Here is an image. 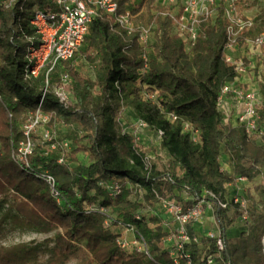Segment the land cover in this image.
<instances>
[{"label": "trees", "instance_id": "obj_1", "mask_svg": "<svg viewBox=\"0 0 264 264\" xmlns=\"http://www.w3.org/2000/svg\"><path fill=\"white\" fill-rule=\"evenodd\" d=\"M9 1L0 0V231L7 223L22 231L54 232L45 241L53 244L46 264H66L72 259L81 264H207L209 255H215L217 264H264V217L261 233H249L232 243L227 237V211L215 203L213 215L223 249L219 250L216 239L199 235L188 224L191 241L175 262L164 244L167 235L159 220L139 214L161 200L175 198V192H187L193 198L176 197L184 212L201 195L215 202L205 193L222 195L238 177L252 182L264 170V134L248 137L242 128L226 124L217 108L221 87L235 76L224 58L229 23L223 10L201 24L194 47L186 51L183 41L171 33L170 22L148 1L137 20L155 25L146 68L138 31L128 34L111 16L100 14L89 25L80 50L71 59L60 61L51 75L52 82L67 75L66 89L74 102L65 108L52 93H45L39 107L50 120L68 121L83 135L75 136L76 147L68 154L61 149L41 151L36 145L26 168L12 155L24 140L21 127L27 113L38 108L44 77L41 73L35 79H24L26 37L34 34L29 24L31 12L21 11L23 0ZM127 8L136 13L141 5L119 0V12ZM79 53L96 65L95 79L83 77L73 66ZM123 99L129 100L136 120L147 124V132L156 137L159 131L163 133L157 138L158 147L178 173L159 171L154 163L147 172L144 143L133 132L117 131L109 101ZM171 113L178 117L176 122L167 119ZM259 113L264 129V110ZM184 123L198 132L197 142L183 131ZM81 152L88 156L86 163L78 161ZM222 154L228 156L231 172L222 170ZM71 163L75 165L70 167ZM46 173L54 178L59 201L43 178ZM115 182L121 185V192L111 198L105 185ZM136 185L144 190L142 203L129 199L139 189ZM248 203L245 209L231 203V220L244 214L254 217L257 203L251 195ZM92 205L111 208L115 218L88 210ZM106 219L111 226H133L136 240H144L148 254L136 248L121 249L111 226H105ZM201 244L208 246L204 257ZM37 251V246L29 244L0 246V264H34Z\"/></svg>", "mask_w": 264, "mask_h": 264}, {"label": "built area", "instance_id": "obj_2", "mask_svg": "<svg viewBox=\"0 0 264 264\" xmlns=\"http://www.w3.org/2000/svg\"><path fill=\"white\" fill-rule=\"evenodd\" d=\"M14 1L10 0L9 4ZM23 1L26 5L24 4L20 9L23 12H31L29 24L34 28L33 36L26 37L29 44L26 51L28 64L24 79L26 81L35 79L41 73L44 77L38 108L33 113H27L21 127L24 140L19 143L16 154L12 155L14 159L23 162L24 167L29 168L27 158L32 155L35 146L38 144L36 139L32 137L34 134L43 129L41 132L42 143L53 139L51 131L45 128L50 116L42 113L39 109L44 94L52 93L65 108L70 103V93L66 89L69 82L67 75H60L58 82H52L51 75L60 61L71 59L80 50L88 33L89 25L100 14L105 13L111 16L128 34L138 31L137 41L146 62L144 67H147V52L153 42L155 25L138 23L137 20L142 15L148 1L152 2L161 17L170 22L171 33L183 41L186 51H190L194 47L201 24L208 19H214L219 10H223V14L229 23L224 58L226 63L233 67L235 76L221 87L217 99V108L223 114L226 124L234 128H242L248 137L260 138L264 134L259 113L262 105L261 86L264 85V54L262 52L264 29L259 30L256 34L252 33L253 21L250 18L242 17L238 10V5L242 0H133L135 4L141 5L140 10L136 13L130 8L119 12V0H42V5H40L39 0ZM244 33L246 36L242 37ZM254 57H261L262 59L255 62L253 61ZM167 119L173 123L178 120V117L171 113L167 115ZM137 126L134 135L138 138L146 133L148 126L139 120ZM183 131L190 133L193 142L198 141V132L193 130L189 123L183 124ZM162 136L163 133L159 131L157 138L160 139ZM154 158L155 156L150 152L145 154L143 161L147 172H149ZM43 178L52 190L54 197L59 201L58 192L54 188V178L47 173L44 174ZM246 181L244 177H238L236 180V182ZM105 187L108 189V195L111 198L121 192V185L116 182L105 185ZM135 188L139 187L136 185ZM205 194L209 195L215 202L208 201L204 195H201L202 197L196 198V203L186 212L183 211L180 203L167 199L161 200L164 207L172 213L179 224L177 229L179 253H182L184 245L191 241L187 226L201 218L204 204L214 203L215 205L216 203L222 209H226L228 206L227 203L219 199V194L210 191ZM234 203L242 209L246 208L245 201L234 199ZM87 209L106 215L104 208L97 205L88 206ZM105 226H111L109 219L105 220ZM113 227H120L126 232H133L135 236L134 227L131 225L119 224ZM206 232L204 231L207 237L217 240V247L222 250L223 244L220 233L215 235L209 231ZM193 240L198 241L195 237ZM116 242L125 251L136 248L148 254V247L144 240L138 241L141 247H131L123 234L117 235ZM174 259L176 262L177 258Z\"/></svg>", "mask_w": 264, "mask_h": 264}, {"label": "rangeland", "instance_id": "obj_3", "mask_svg": "<svg viewBox=\"0 0 264 264\" xmlns=\"http://www.w3.org/2000/svg\"><path fill=\"white\" fill-rule=\"evenodd\" d=\"M238 10L240 15L244 18H250L254 23V28L252 33L256 34L259 30L264 29V0H242V2L238 5ZM262 52L264 54V48H262ZM256 56V55H254ZM261 57H254L253 61L261 60ZM263 62V61H262ZM73 66L79 71V73L85 77L90 79H95L97 67L95 64H89L80 53L77 55L73 62ZM58 82V81H56ZM93 94L97 95V89L93 90ZM74 102L72 95L70 94V103ZM72 102V103H73ZM111 112L113 114L114 119L118 123L117 131L124 132H133L135 133L137 126V120L133 113L132 106L130 105L129 100H120V101H109ZM261 110H264V95H262V105ZM46 129L51 131V134L54 140L49 142L42 143L41 141V132L43 129H40L38 133L34 134L37 149L41 151H52L61 149L65 154L70 153L75 147V143H73V139L75 136H82L80 128L74 124H71L65 120L51 119L50 123L45 127ZM139 143H144L146 146L147 153H151L155 156L152 163L156 165L159 171H166L169 173L176 172L178 170L171 169L169 167V159L167 155L160 150L158 147L157 137L146 131L145 134L141 135V137L137 138ZM263 142V141H262ZM86 144L87 142H83ZM53 145V146H52ZM264 145V142H263ZM78 161L80 163H86L88 156L86 153H78L77 154ZM220 164L222 170L232 171L231 164L228 160V156L222 154L220 157ZM75 163L69 164L70 167L74 166ZM144 190L139 188L138 190H134L129 196L130 200L139 201L142 203V195ZM251 195L256 201V209L254 217H249L247 215H243L242 217L231 220L233 215V208L231 207V203H234V199L245 201L248 205V197ZM177 196L181 199L187 201L192 199L187 192L178 193L175 192V198L169 197L167 200H173L176 203H180L177 200ZM219 199L228 204L226 211L228 221V229H227V237L232 241V243H237L241 236L245 237L249 233H261L262 223L264 217V170L260 176H258L254 181L249 182H236L231 185L226 186L225 193L220 195ZM181 204V203H180ZM246 204V205H247ZM247 205V206H248ZM214 203L204 204L202 208V216L198 221H195L191 225L196 228V231L199 235L203 237H207L206 231H209L211 234L219 235L218 224L213 216ZM105 214L106 216L115 218L116 214L112 211L111 208H106ZM208 211L209 213H206ZM141 217H145L146 219H150L151 217H156L159 220L160 225L163 230L166 232V237L164 238V244L167 247V250L170 252L173 258H177L179 250L177 249V229L178 222L175 220L172 213L164 207L162 201L151 206L146 207L145 209L139 211ZM214 219V220H213ZM151 228H154V225H150ZM111 226L110 229H112ZM204 231L206 233H204ZM54 232H50L48 234L38 233L35 231H22L19 229H14L7 223L3 225L2 230L0 231V246L8 247L18 244H29L37 246L38 251L36 252V261L34 264H46L50 257V251L53 247L52 243H46L47 239L51 240L53 238ZM124 237L129 241L131 247H141L140 243L135 239L133 232H126L124 230ZM168 237H171L168 240ZM136 243L133 244V242ZM208 246L206 244L200 245L201 257H204ZM207 264H217L215 255H209L207 257ZM210 262V263H209ZM66 264H81L78 260L72 259L68 261Z\"/></svg>", "mask_w": 264, "mask_h": 264}, {"label": "crops", "instance_id": "obj_4", "mask_svg": "<svg viewBox=\"0 0 264 264\" xmlns=\"http://www.w3.org/2000/svg\"><path fill=\"white\" fill-rule=\"evenodd\" d=\"M206 213H209L208 211H206ZM214 216V215H213ZM214 220V219H213ZM111 231L115 234V235H123L124 234V230L120 227H113L111 229ZM171 237H168V240L170 239Z\"/></svg>", "mask_w": 264, "mask_h": 264}]
</instances>
